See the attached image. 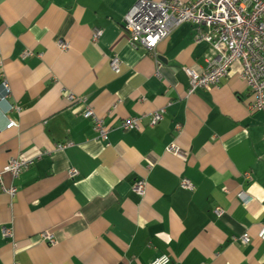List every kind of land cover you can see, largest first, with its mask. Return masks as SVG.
<instances>
[{
	"label": "crops",
	"instance_id": "0c3cea01",
	"mask_svg": "<svg viewBox=\"0 0 264 264\" xmlns=\"http://www.w3.org/2000/svg\"><path fill=\"white\" fill-rule=\"evenodd\" d=\"M134 1L0 0V167L32 159L15 177L2 173L16 192L0 188V264H148L161 254L168 264H264V111L246 108L240 62L188 92L184 68L202 71L216 50L194 41L190 22L133 47L122 21ZM135 115L141 128H121Z\"/></svg>",
	"mask_w": 264,
	"mask_h": 264
},
{
	"label": "built area",
	"instance_id": "2783aa9c",
	"mask_svg": "<svg viewBox=\"0 0 264 264\" xmlns=\"http://www.w3.org/2000/svg\"><path fill=\"white\" fill-rule=\"evenodd\" d=\"M184 22L194 25V41H206L216 50V55L206 61L205 67L198 72L189 67L184 68L189 82V91L216 85L220 79L228 74L230 65L234 61L240 62L239 75L246 83L251 99L247 101L248 111H264V0H135L123 17L122 25L128 35V42L133 47L143 46L153 48L158 41L169 32ZM100 28H95L93 39L101 34ZM61 48H66L67 43L59 42ZM111 69L118 73L121 61L117 55L109 58ZM5 96L9 93V85L5 79L1 81ZM4 96V97H5ZM3 97V98H4ZM72 99L70 95L68 100ZM163 109H156L150 113L149 125H154L161 120ZM84 116H92L94 128L100 135H105L106 129L100 118L96 117L90 107H86ZM140 115L128 116L122 119L121 128H141ZM16 125L14 120H9L6 127ZM65 144H57L56 148ZM168 150L179 153L180 149L175 143L168 145ZM32 163V159L24 157H10L0 167V188L10 196L16 192V186L11 184L4 187L2 173L9 172L11 176H17L22 170ZM78 174V169L71 166L66 175L73 178ZM146 180L144 177L136 179L132 185L133 191L142 194ZM180 186L190 189L192 183L183 177ZM244 198L242 191L237 193ZM214 213L219 216L222 209L217 206ZM3 235L12 236L11 229L4 228ZM258 237L264 239V224H262ZM43 236L53 241L50 233ZM237 238V237H233ZM238 239L246 244L250 241L247 233L241 234ZM170 257L161 254L152 259L148 264H168Z\"/></svg>",
	"mask_w": 264,
	"mask_h": 264
}]
</instances>
